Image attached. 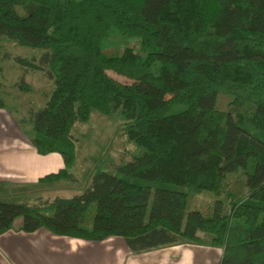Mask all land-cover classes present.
<instances>
[{
	"label": "trees",
	"instance_id": "trees-1",
	"mask_svg": "<svg viewBox=\"0 0 264 264\" xmlns=\"http://www.w3.org/2000/svg\"><path fill=\"white\" fill-rule=\"evenodd\" d=\"M112 31L140 52H105ZM0 36L42 50L38 62L15 61L53 83L44 106L18 119L39 155L63 159L40 183L71 178L72 130L92 111L117 115L133 147L123 162L105 158L70 198L0 201V235L116 237L133 254L197 245L221 249L218 264H264V0H0ZM12 87L33 91L23 77ZM219 94L231 98L226 110ZM239 170L244 200L187 210L192 193L218 194Z\"/></svg>",
	"mask_w": 264,
	"mask_h": 264
},
{
	"label": "rangeland",
	"instance_id": "rangeland-1",
	"mask_svg": "<svg viewBox=\"0 0 264 264\" xmlns=\"http://www.w3.org/2000/svg\"><path fill=\"white\" fill-rule=\"evenodd\" d=\"M125 48H131L135 52H140L139 41L135 38H125L112 31L109 37L103 42V50L109 54H121ZM0 51L10 54L11 59L0 61L2 72L0 73V97L4 101L6 108L15 114L17 118L25 116L27 109L42 108L45 104V95L53 89V83L47 78L46 74L40 70H31L26 72L15 61V58L21 57L27 60L35 59L40 61L43 51L40 49H31L16 45L14 42L0 36ZM115 78L124 83H130L131 80L122 76L113 74ZM21 77L32 85L31 93L23 94L12 85ZM231 98L219 94L216 106L220 110H226ZM123 122L117 115H102L92 111L87 123L77 124L72 130L73 136L77 139L76 145V162L71 170L72 176L68 180H58L49 182L38 187L36 192L42 199H55L56 197L70 198L81 193L89 184L92 173L95 168L106 158L113 160L114 163H120L129 158V152L133 147L126 143L121 136ZM73 180V181H72ZM246 175L242 170L231 173L227 176L225 186L218 194L210 193H192L188 201V211H204L210 207L215 200H221L228 205L245 199L246 196ZM14 195H0L1 202L20 203L32 202L35 194L28 192L18 193L17 189ZM23 194V195H22ZM20 196V197H19ZM21 198V199H18ZM48 216H53L51 210L45 211ZM20 220L17 221V224ZM181 246V245H180ZM189 253H195L196 257L191 256V264H197V255H203L214 252L215 258L220 259L222 251L219 248H212L197 245H183ZM191 246H196L199 250H193ZM183 248V249H184ZM201 249V250H200ZM181 257V258H180ZM177 264H185L186 259L181 255ZM196 258V259H195ZM215 259V260H216ZM196 260V262H195ZM205 261V258L203 259Z\"/></svg>",
	"mask_w": 264,
	"mask_h": 264
},
{
	"label": "crops",
	"instance_id": "crops-1",
	"mask_svg": "<svg viewBox=\"0 0 264 264\" xmlns=\"http://www.w3.org/2000/svg\"><path fill=\"white\" fill-rule=\"evenodd\" d=\"M62 169L64 162L59 154L39 155L18 125L17 116L7 108L0 109V195H14L17 189L18 193L35 194L32 202L20 203L47 200L36 193L46 184L40 180ZM183 248L181 245L133 254L116 237L88 242L56 236L45 229L31 234L12 230L0 235V264H177L181 255L185 264H191L190 257H196V252ZM215 259L214 252L197 255V264H218L219 258Z\"/></svg>",
	"mask_w": 264,
	"mask_h": 264
}]
</instances>
